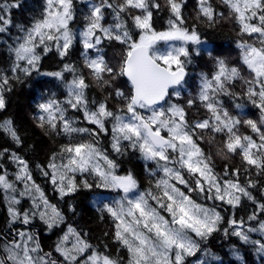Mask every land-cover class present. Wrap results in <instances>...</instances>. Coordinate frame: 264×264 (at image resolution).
<instances>
[{"label": "snow or ice", "instance_id": "1", "mask_svg": "<svg viewBox=\"0 0 264 264\" xmlns=\"http://www.w3.org/2000/svg\"><path fill=\"white\" fill-rule=\"evenodd\" d=\"M186 2L165 0L172 18L168 21V30L158 32L153 28V9L161 8L158 0H120L115 6L111 0H102V5L92 8L91 16L87 18L89 22L79 34L85 50L84 68L88 70V76L82 72L77 74L74 65L66 64L64 71L73 73L72 80L66 84V99L61 103L50 98L37 105L39 115L35 119L46 134L62 133L70 141L74 134L96 136L97 133L90 128L75 126L77 122L67 115L69 109L82 112L83 119L95 125L100 132L106 133V123L111 122L113 151L122 154V142L127 141L144 160L155 162L157 171L162 173L152 187L138 192L139 185L134 175H117V165L98 147V140L63 145L48 163L51 172L41 168L61 198L80 188L77 173H89L95 178L97 188L123 194L113 205H105L101 211L107 212L115 224V239L127 250V264H187L189 257L196 256L201 250L200 241L220 230L223 217L215 207L198 203L191 195L194 192L206 200L221 201L233 208L239 206L243 198L256 202L248 191L254 184L251 180L247 187L241 184L239 168L229 171L225 165L224 177L233 178L224 179L216 173L211 149L206 151L202 147L205 136L207 143L216 147L217 156L228 160L238 155L248 166L245 171L255 168L258 174L264 173V0H220L228 9L227 15L217 12L212 0H197L198 20L209 25L217 23L218 18L234 20L239 25L238 34L255 37V42L242 39L237 43L247 76L242 75L240 67L218 59L217 70L211 79L202 77L196 99L209 116L195 123L188 121L184 107L169 103L172 95L179 97L177 89L187 75L186 65L190 62L188 48L182 46L161 52L156 47L161 41H180L184 45L201 43L195 27L185 26L187 20L182 9ZM13 7H19V4H0V33L11 24L10 9ZM103 8L115 12L114 25H103ZM122 13L131 17L139 31L138 39L130 34ZM73 19V0H46L42 18L26 31L21 29L25 34L11 49L14 55L11 75H0V110L5 108L4 92L12 90L10 81L20 79L18 73L28 76L33 71L39 72L41 54H47L53 47L62 58L67 54L75 40L69 27ZM104 41L125 46L116 65L102 54L88 55V50L102 52L98 46ZM45 75L62 81L65 79L63 72ZM89 77L100 89L111 86L112 81L119 77H126L130 84L128 93L115 90L116 99L123 101L118 111L109 108L107 99L92 101L94 108L89 107ZM237 81L243 82L244 95L260 111L259 121H243L254 135L241 134L238 128L241 120L230 115L218 99L220 95H233L231 86ZM196 99L187 100V106L193 107ZM0 131L17 145L21 143L11 120L0 122ZM217 135L224 137L219 143ZM2 156L0 153V158ZM11 159L18 169L15 180L24 185L19 196L29 197L32 209L21 211L17 207L21 200L15 195L18 191L16 183L8 179L6 171L0 174V190L7 200L10 228L17 223L27 226L37 216L49 229L62 222L60 211L49 203L33 181L28 163L15 153L11 154ZM149 174L156 176L157 172L150 171ZM81 183L84 188L92 187L87 180ZM259 211L264 213V204L259 205ZM256 219V213L249 217V220ZM228 223L233 229L232 235L245 244L255 245L257 251L264 254V239H252L249 235L259 232L264 237V221L258 228L250 226L246 231L242 220L232 219ZM224 232L228 235L227 229ZM69 234L75 238L71 247L66 246ZM89 249L92 245L71 227L56 246L65 264H118L95 250L85 255ZM0 264H58V261L51 253L43 251L33 233L12 229L7 234H0ZM199 264H204V261H199Z\"/></svg>", "mask_w": 264, "mask_h": 264}, {"label": "trees", "instance_id": "2", "mask_svg": "<svg viewBox=\"0 0 264 264\" xmlns=\"http://www.w3.org/2000/svg\"><path fill=\"white\" fill-rule=\"evenodd\" d=\"M96 1L102 3V0ZM119 2L120 0H111L114 6ZM158 2L161 4V8L159 10L153 9V28L160 32L169 27L168 21L172 17L165 6V0H158ZM4 3L19 4V7L10 9L11 24L5 32L0 33V75L5 73L11 75L10 69L14 61L11 49L17 45L18 38L23 37L25 34L21 29L26 31L37 20L42 18L46 0H0V4ZM215 7L216 10L220 9L217 12H224L227 15L228 9L226 7ZM182 11L187 20L185 26L189 28L194 26L201 40L207 41L213 48L210 55L203 51H199L197 55L190 52L192 54L189 57L190 62L186 65L188 76H186L185 86L179 89V97L172 95L170 98L174 102L173 104H178L186 109V118L190 123H194L197 120L208 117H202L206 109L196 99L200 91L202 77L211 79L217 70L216 62L218 59H224L230 66L240 67L242 74L247 76L248 72L242 65L240 55L236 51L237 49H234L235 39L233 38L243 39L248 42H252L250 39H253L255 42V37L240 36L238 34L239 25L231 19L218 18V22L212 25H209L206 21L198 20L196 18L197 0H187ZM73 12L74 19L70 22L69 27L74 33L75 40L67 54L62 58L53 47L47 54H41L39 72L33 71L28 76H25L22 72L18 73L20 79H12L10 81L12 90L4 92L5 108L0 110V122L11 120L21 138V143L17 145L10 136L0 131V153L3 154L2 158H0V165H2L0 174H4L6 171L8 179L15 182L16 185H20L21 182L15 180V174L18 169L11 159V154L15 153L24 159L29 165L33 181L43 190L49 202L60 211L63 216V222L60 226H53L49 229L35 217L27 226L17 223L11 225L10 228L7 200L4 198L3 191L0 190V234H7L12 229L27 230L38 237L44 252L51 253L52 257L58 261V264H65L63 257L56 251V246L59 244L58 240L64 227L71 226L76 229L83 239H86L92 245V249H89V252L85 255L95 250L100 255H107L111 259L116 260L118 264H125L124 262L128 260V253L115 239V224L107 212L101 211L105 206L101 200L104 199L106 202H111L117 192L110 189L97 188L95 186V178L89 173H84L83 175L77 173L76 180L80 184V188L61 198L50 178L44 176L41 172V168L51 172L48 168V163L54 153L60 152L63 145L70 142H94L98 140V147L117 165L116 174H133L138 181L139 189L148 190L152 187L155 179L162 175V173L157 171L155 162L145 161L140 152L133 150L127 141L122 142V154L113 151L111 122L106 123V133L100 132L95 125L89 124L83 119L82 112H73L69 109L67 115L77 122L75 126L87 127L97 133L96 136L74 134L71 141L62 133L59 135L55 133L46 134L38 126L35 117L39 115L37 107L39 103L47 102L50 98H55L63 103L66 99V84L73 78V73L65 72L64 66L66 64L74 65L78 70L77 74L82 72L86 77L88 76V70L84 68L83 53L85 50L76 32L78 29L84 30L86 28L89 22L87 18L91 16V12L86 2L81 0H73ZM103 12V25L105 27L114 25L116 23L115 12L109 8H103ZM121 16L128 25L130 34L137 39L139 31L135 29L131 17L126 13H122ZM98 47L102 49L101 54L105 56V59L112 65H116L125 46L116 42L104 41ZM214 54L217 55L215 61L211 59ZM88 55L93 57L94 51L88 50ZM55 72H63L65 79L62 81L55 76L45 75V73ZM194 75L196 76L192 77ZM88 82L90 87L87 90V96L90 108H94L92 101L103 102L107 99L109 108L114 112L118 111L122 107L123 101L116 99L115 90L120 89L125 94L130 90V85L124 77L113 80L111 86L105 89L97 87L90 77ZM242 85V81H237L231 86L233 95H220L218 99L230 115L235 118L237 116L239 118L243 117L244 120L259 121L260 111L248 101L244 95ZM189 99H196V104L191 108L187 106V100ZM237 105L240 107H237ZM241 110L246 113L245 116L239 114ZM195 116H198V118H195ZM239 131L243 135H254L243 121ZM220 141H222V138L217 137V143ZM202 147L206 151L211 149L215 171L222 178H233L224 177L223 175L225 165H227L229 171L236 168L240 169L239 179L244 186L247 187L249 180L253 182L254 186L248 188V191L256 202L253 203L252 200L243 198L239 206L232 208L224 202L206 200L199 196L198 193H192L191 195L198 203L208 207H215L223 217V222L220 224L219 231L213 233L207 240L200 241L201 250L197 252L196 256L189 257L187 264H190L192 259L199 258L201 252H206L210 256L213 255L217 259V261H212V264H261L263 259L256 257L252 245L243 243L239 237L231 234V227L227 221L230 219L246 221L253 213L257 214V219L253 224L264 220V213L259 211V205L264 204V173L258 174L255 168H248L245 171L248 166L238 155L228 160L217 156L216 147L207 143V136H205V142L202 143ZM150 171H156L157 175L151 176L149 174ZM83 180H87L92 187L84 188L81 183ZM15 195L21 200L20 205H17L21 211L31 210V207L28 206V198H21L18 191ZM225 229L228 230V235H225Z\"/></svg>", "mask_w": 264, "mask_h": 264}, {"label": "rangeland", "instance_id": "3", "mask_svg": "<svg viewBox=\"0 0 264 264\" xmlns=\"http://www.w3.org/2000/svg\"><path fill=\"white\" fill-rule=\"evenodd\" d=\"M82 2H86V4H87V6H88V8H89V10H90V12H92V8L94 7V6H100V5H102V3L100 2V1H96V0H81ZM212 3L214 4V6H217V7H225L223 4H221V2H220V0H212ZM220 9H218L217 11H219ZM169 28V27H168ZM168 28H165V30H163V31H166V30H168ZM85 30V29H84ZM84 30H82V29H78L77 30V32H76V34H77V36H78V38L81 40V37H80V33L82 32V31H84ZM139 38V36L137 37V39ZM233 39H235V43H234V49H237L236 51H238V53H239V55H240V59H241V52H240V49L237 47V43H238V41H240V40H242V39H238V38H233ZM200 40H201V37H200ZM250 41H252V42H254V40L252 39H250ZM81 42H82V40H81ZM182 46H186L187 48H188V50L190 49V51L189 52H193L194 53V55H197L198 53H199V51H203V52H206L208 55H210V53H211V51L213 50V48L211 47V45L207 42V41H205V40H201V43L200 44H198V45H194V44H191V43H189V44H187V45H184L183 44V42H180V41H170V42H158L157 43V45H156V47H157V49L159 50V51H161V52H165V51H168V50H170L171 48H178V47H182ZM94 51V55H93V57H95V56H97V55H101V52H97L96 50H93ZM198 51V52H197ZM196 53V54H195ZM192 53H190V55H191ZM200 55V54H199ZM92 57V56H91ZM182 59H183V57H182ZM189 59V58H188ZM212 60H214L215 61V59H217V55H213L212 56V58H211ZM189 61H190V59H189ZM243 75V74H242ZM196 75H194V76H192V77H195ZM125 79V78H124ZM72 79H70V81H71ZM69 81V82H70ZM130 85V84H129ZM184 86H185V83L183 84ZM178 90V89H177ZM179 91V90H178ZM169 103H171V104H173L174 102H172L171 100H169ZM114 106V105H113ZM243 110H241V111H239V114L241 115V116H245L246 115V113H244V112H242ZM204 114L202 115V117L203 116H209V113L207 112V110H205V112H203ZM234 117V116H233ZM195 118H198V116H195ZM236 118H238V119H240L241 120V122L242 121H244V118L242 117H237L236 116ZM189 119H190V117H189ZM203 119H205V118H203ZM202 120V119H201ZM238 128H239V130H240V128H241V124L238 126ZM112 129V128H111ZM240 132V131H239ZM217 137H221L222 138V140L224 139V137H222V136H220V135H217ZM143 158V157H142ZM146 161V160H145ZM117 175H119V174H117ZM122 175V174H121ZM123 175H127V174H123ZM16 187H17V190H18V194H19V192L20 191H23L24 190V185L21 183L20 185H16ZM182 187V186H181ZM42 190V189H41ZM43 191V190H42ZM112 191H114V190H112ZM138 192H143L144 190H142V189H139V187H138V190H137ZM56 192H58V191H56ZM114 192H116V191H114ZM118 192V191H117ZM58 194H59V196H60V193L58 192ZM123 194L120 192V194H118V195H114L115 197H114V199L111 201V202H106L105 203V205H113L114 204V202L116 201V200H118L119 198H120V196H122ZM26 198H28V201H29V204H28V206H30L31 207V209H32V202H31V199L29 198V197H27L26 196ZM49 201V200H48ZM50 204H51V202H49ZM108 203V204H107ZM232 207V206H231ZM233 208V207H232ZM29 210V209H28ZM24 211V210H23ZM165 215H167L166 213H165ZM251 215H253V214H251ZM250 215V216H251ZM249 216V217H250ZM37 219H39L41 222H43L46 226H47V224L44 222V221H42L40 218H39V216H37L36 217ZM231 220V219H230ZM229 220V221H230ZM229 221H227V222H229ZM244 221V227H243V230L244 231H246L247 230V228L248 227H257L258 228V226H259V223L261 222H257V223H255V224H253L254 222H255V220H249V218H247L246 219V221L245 220H243ZM264 221V220H263ZM63 222V221H62ZM62 222H60V223H58V224H55L54 226H60L61 224H62ZM239 222V221H238ZM228 225H229V223H228ZM48 227V226H47ZM69 227H71V226H67V227H64V230H63V232L60 234V239L58 240L59 241V243L62 241V239H63V237L66 235V234H68V228ZM72 228V227H71ZM74 229V228H73ZM76 230V229H75ZM233 229H232V227H231V231H232ZM77 232V231H76ZM249 235L251 236V238L252 239H257V240H260V239H264V237H262L261 236V234L259 233V232H253V233H249ZM74 240H75V238L73 237V236H71L70 234H69V240H68V242H67V247H71V244L74 242ZM249 245H252V244H249ZM252 247H253V250H254V254L256 255V257H260V258H262L263 259V261H261V264H264V254H262V253H260L259 251H257V247L255 246V245H252ZM126 250V249H125ZM127 251V250H126ZM81 259H83V258H81ZM128 259V258H127ZM201 260H203L204 261V264H212V261L214 262V261H217V259H215V257L213 256V255H209L208 253H206V252H201V254H200V257L199 258H195V259H192V261L190 262V264H199V261H201ZM127 261L128 260H126L124 263L125 264H127Z\"/></svg>", "mask_w": 264, "mask_h": 264}, {"label": "water", "instance_id": "4", "mask_svg": "<svg viewBox=\"0 0 264 264\" xmlns=\"http://www.w3.org/2000/svg\"><path fill=\"white\" fill-rule=\"evenodd\" d=\"M126 79V77H124ZM186 78V77H185ZM127 80V79H126Z\"/></svg>", "mask_w": 264, "mask_h": 264}]
</instances>
